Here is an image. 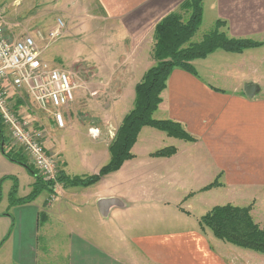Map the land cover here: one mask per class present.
<instances>
[{
    "label": "crops",
    "instance_id": "crops-1",
    "mask_svg": "<svg viewBox=\"0 0 264 264\" xmlns=\"http://www.w3.org/2000/svg\"><path fill=\"white\" fill-rule=\"evenodd\" d=\"M182 1H91L84 31L94 44L84 52L122 59L102 69L123 88L106 114L96 115L104 128L56 130L54 149L67 174H96L109 162L112 124L120 126L133 107L135 85L155 64L148 54L155 25ZM202 8L201 25L214 29L219 21L227 37L256 45L241 52L217 49L191 62L194 73L176 68L169 75L153 118L179 123L192 140L143 127L133 158L47 207L42 193L31 203L9 205L23 166L0 149V264H248L245 257H259L202 230L199 219L229 204L250 207L253 221L264 227V0H202ZM166 147L175 153L152 156ZM33 182L22 192L18 184L17 197L29 194ZM102 198L118 202L105 217L97 208Z\"/></svg>",
    "mask_w": 264,
    "mask_h": 264
},
{
    "label": "rangeland",
    "instance_id": "rangeland-1",
    "mask_svg": "<svg viewBox=\"0 0 264 264\" xmlns=\"http://www.w3.org/2000/svg\"><path fill=\"white\" fill-rule=\"evenodd\" d=\"M91 1L0 0V25L3 28L5 35L10 39H17L25 35L34 37L39 51L41 52L42 60L54 68L65 71L70 78L74 87L75 99L77 98V100L76 103L73 102L67 110H65V124L61 129H65V127L68 126V128L80 129V131L87 132L92 128H104V123L99 120L96 115H105L106 111L111 107L110 105L113 102V99H115L113 95L123 88L120 86L117 89V86H113L114 81L111 82L109 79L110 77H115L114 74L110 75L102 69L105 67L108 68L110 61L112 62V60H116V63H120L122 62L120 61L122 59L118 58L114 60L103 56L90 58L86 56V53L84 52V48L94 44L93 39H91L92 42L89 41L88 32L84 31L85 29L87 30L86 25L90 18L88 17V8ZM92 7L93 6H90V8ZM178 12L181 14L183 20L187 18V12L179 9ZM58 19L63 23V26L60 28L57 24ZM209 26L210 25L204 21L203 24L199 26L192 40L195 41L203 34L209 32V30H212ZM79 29H81L80 32L83 31L85 33H83V35L82 33H77V30ZM153 45L154 38L151 48H148V54L151 55L152 60ZM109 81L111 82L110 85H108ZM10 95V104L11 106H14L11 114L16 123H18L24 131H27V133L31 130H39L44 134V149L47 152V156L56 161V175L59 171H63L64 174L70 178L78 176L66 173V170L64 169V161L62 160L63 155L56 153V150L54 149L55 142L57 141V137L55 138L54 136L57 133L56 130L60 128H57L54 124L52 115L53 110L48 106L39 105L40 103H36L34 98L25 93L13 92L10 93ZM121 112H118V115L122 114ZM1 122L5 137V139L2 140L4 149L12 153L24 154L28 159L27 154L22 151L21 144L14 139L12 135V127L5 124L2 119ZM113 124L111 129H114L113 132L115 136L118 128L115 130ZM89 141L91 144V140ZM85 144L88 145L89 143L85 142ZM27 162L29 163L28 160ZM38 173L40 174V172ZM16 176L18 178L17 185L19 184L21 186V192L23 189L28 188V183L33 178L24 167H18ZM8 184L9 183L5 184L4 190ZM72 188H76V186L66 185L64 187L56 182L53 192H42V194H46L44 201L45 206L47 207L57 203L58 199L63 201V199L70 198ZM3 197L5 198V193ZM1 209L2 206H0V210ZM73 214V211L69 213L70 217H68V219L70 221L72 220ZM256 224L260 229L264 230V227H261L258 223ZM254 253L259 254V257H245L248 264H264V254L256 251H254Z\"/></svg>",
    "mask_w": 264,
    "mask_h": 264
},
{
    "label": "trees",
    "instance_id": "trees-1",
    "mask_svg": "<svg viewBox=\"0 0 264 264\" xmlns=\"http://www.w3.org/2000/svg\"><path fill=\"white\" fill-rule=\"evenodd\" d=\"M179 10L187 12L185 20L181 18L178 11H174L165 15L155 25L152 48V58L155 64L135 85L133 107L122 119L108 147L109 162L101 167L98 173L70 178L63 171H59L55 181H45L27 162L23 154L12 153L4 149L2 140L5 137L0 118L1 152L11 162L23 166L34 179L31 191L23 197H17V180L13 179V186L8 194L10 206L31 203L44 191L53 192L56 182L64 187L66 185L88 187L98 183L105 175L118 170L125 161L133 158L131 148L143 127L157 129L176 139L192 140L179 123L153 118V113L161 102L160 95L169 75L176 68L194 73L191 62L217 49L241 52L245 48L255 46L256 43L246 39L227 37L219 30L223 26L219 21L215 23L214 29L202 35L200 41H193L192 38L202 22V0H184L179 5ZM174 153L175 148L166 147L155 151L152 156L167 157ZM199 226L202 230L209 229L218 240L264 254V230L253 221L250 207H236L229 204L215 206L199 219Z\"/></svg>",
    "mask_w": 264,
    "mask_h": 264
},
{
    "label": "built area",
    "instance_id": "built-area-1",
    "mask_svg": "<svg viewBox=\"0 0 264 264\" xmlns=\"http://www.w3.org/2000/svg\"><path fill=\"white\" fill-rule=\"evenodd\" d=\"M57 24L59 28L63 26L59 19ZM13 92L25 93L39 105L48 106L53 110L54 124L60 129L65 124V110L75 100L68 74L42 60L35 38L25 35L10 39L0 25V118L12 127V135L21 144L29 163L45 181H55L57 165L44 149V134L39 130L27 133L11 114Z\"/></svg>",
    "mask_w": 264,
    "mask_h": 264
},
{
    "label": "water",
    "instance_id": "water-1",
    "mask_svg": "<svg viewBox=\"0 0 264 264\" xmlns=\"http://www.w3.org/2000/svg\"><path fill=\"white\" fill-rule=\"evenodd\" d=\"M246 94L249 97L253 96V93L252 94L249 93L248 90H246ZM114 205H118L117 200L114 198H102V199L98 200V202H97L98 211H99L100 215L104 216V217L107 215L108 209Z\"/></svg>",
    "mask_w": 264,
    "mask_h": 264
}]
</instances>
